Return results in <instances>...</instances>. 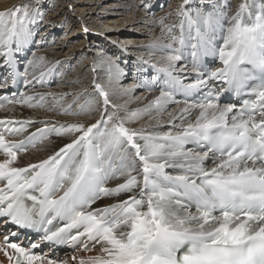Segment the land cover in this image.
I'll return each instance as SVG.
<instances>
[{
    "label": "snow or ice",
    "instance_id": "1",
    "mask_svg": "<svg viewBox=\"0 0 264 264\" xmlns=\"http://www.w3.org/2000/svg\"><path fill=\"white\" fill-rule=\"evenodd\" d=\"M44 3L0 11V91L10 93L0 95V108H45L50 97L48 111L84 119H0L7 264H264V0H242L234 11L231 0H180L178 24L166 23L171 13L153 17L167 42L147 46L155 59L133 62L130 86L128 72L101 50L108 86L94 78L96 96L83 103L84 92L19 89L46 86L61 64L22 55L45 40ZM141 7L148 12L151 0ZM113 80L118 90L110 92ZM138 89L159 94L134 110L113 99ZM226 94L252 98L237 108ZM145 117L147 126H131ZM38 123L44 127L29 132ZM52 134L68 140L19 166L22 153ZM65 247L97 254L61 259L56 249Z\"/></svg>",
    "mask_w": 264,
    "mask_h": 264
},
{
    "label": "bare ground",
    "instance_id": "2",
    "mask_svg": "<svg viewBox=\"0 0 264 264\" xmlns=\"http://www.w3.org/2000/svg\"><path fill=\"white\" fill-rule=\"evenodd\" d=\"M0 1H2L0 2V11H6L29 3V0H5L4 3L3 0ZM106 2L107 0H45L43 5V10L46 12L45 21L38 26L40 35L44 36L45 40L40 41L39 46H33V50L37 56H45L49 62L54 63L57 60L61 61V64L58 66L59 75L57 79L53 76L49 82L52 84V87H49L50 89L47 87L49 85L48 83L41 88L40 85H36L34 90H27L23 86L22 91H28V94L30 95L34 94L36 91L45 93L52 92L55 94L84 92V96L81 98V103H83L86 98H94L96 93L94 90H90V82L93 81L94 77L90 74L88 64L91 60H97L100 57L101 50L106 54L107 58L115 59L120 65V68L128 72L127 77L123 80V84L125 87L130 86L134 82L132 74L134 68L133 62L140 56H143L145 59H155L156 57L151 54L147 46L152 44L158 38L164 39V42H167L165 38L161 37L160 27L152 24L153 17L158 18L171 13L166 23H179V18L175 14V9L180 3V0H151L153 7L148 12H145V10L141 8V0H112L111 4L105 5ZM240 2H242V0H231L233 11ZM255 3L259 5L261 0H255ZM69 4L71 7H69ZM111 10L115 13L116 17L117 15L125 17L109 18L107 14L112 12ZM61 24L64 26L61 27ZM58 26L63 28L62 31H65V34L63 33L59 35V39L57 38L54 40V35L57 33L56 28ZM84 26H87L90 29V33L87 36H85L82 31ZM32 27L35 29L37 26L33 25ZM119 27L127 28L123 29V39L120 41L121 43L118 47L117 45H114L112 41H117L120 37L112 35V32L116 31ZM132 29H135V31L145 30V33L134 34L131 31ZM101 32L105 33L106 38L98 35V33ZM78 39L81 40V43L76 46L73 45L72 40L75 41ZM37 40H39V37H37ZM49 40L50 42H48ZM67 44L69 45L67 46ZM91 44L104 45L106 48L99 49L97 46H93L90 49ZM52 45L53 47L49 48L52 50L48 51L47 47ZM125 46H127V51H121ZM65 47H68L66 54L62 52ZM89 50L91 53L96 54V56L94 54L93 59L88 52ZM145 50L147 51L146 53ZM112 54L116 56L119 55V57L116 58L112 56ZM81 59H85L83 63ZM77 65L79 66L78 69ZM220 66L222 65L218 62L217 67ZM95 67L103 71L104 85L107 87L109 76L106 66L102 64L101 58L96 62ZM108 90H118L115 80H113L112 86L109 87ZM137 92L138 96H133L131 98L115 96L113 99L117 104L121 105H124L125 101H129L126 107L130 110H134L144 107L155 95L159 94L158 91H146L144 89H138ZM0 95H5V92L0 91ZM8 95H10V93H8ZM71 100L72 97L69 96L66 98L65 102L71 103ZM53 103L54 101L49 97L47 98L45 108H27L21 105H6L4 108H0V119H13L20 121L31 119L34 121L59 123L84 119V117L77 118L48 111L47 107ZM175 108L176 105H170L169 110L171 111ZM194 117L195 113L193 114V119ZM164 118L166 119L167 117L165 116ZM148 121L149 118L145 117L131 126H147ZM151 123L154 124L155 121L153 120ZM37 127L42 128L44 127V124L38 123L34 125L29 129V132L35 131ZM164 130L167 131L168 128L165 127ZM15 138L23 139V136ZM67 140V137H57L52 134L48 140L39 143L35 148L30 147L27 152L22 153L18 161L19 166L24 167L30 163H38L40 160L46 159L54 150H58L59 147H62ZM207 165L209 167L211 166V160L207 162ZM109 202L110 201L108 200L104 201V203ZM46 253L50 255L51 251L46 250ZM56 254L59 255L61 259H66L70 258L73 254L89 256L97 253L95 250L92 252L80 253H73V250H58L56 251Z\"/></svg>",
    "mask_w": 264,
    "mask_h": 264
},
{
    "label": "rangeland",
    "instance_id": "3",
    "mask_svg": "<svg viewBox=\"0 0 264 264\" xmlns=\"http://www.w3.org/2000/svg\"><path fill=\"white\" fill-rule=\"evenodd\" d=\"M4 1L5 0H3V3H4ZM0 2H2V1H0ZM112 3V0H107V2H106V4L105 5H108V4H111ZM142 8V7H141ZM112 11V10H111ZM115 11V10H114ZM98 12H99V10H98ZM126 12V11H125ZM154 12H155V10H154ZM127 13V12H126ZM106 15V14H105ZM101 16H104V15H101ZM107 16H109V18L110 17H114V18H123V17H125V16H119V15H117V17H116V15H115V13L112 11V12H109V14H107ZM125 26V25H124ZM127 28V27H126ZM126 28H122V27H119V28H117V30L116 31H114V32H112V35H115L116 37H120L116 42H117V44L119 45L121 42V40L123 39V34H124V31H123V29H126ZM63 30V28H60L59 26L56 28V31H57V33L54 35V40L55 39H57L58 37H59V35H61V34H65V31H62ZM119 30V31H118ZM132 31V33H134V34H144L145 33V30H138V31H135V29H132L131 30ZM127 34V33H126ZM82 36V35H81ZM81 36H80V38H81ZM59 39V38H58ZM53 40V39H52ZM57 41V40H56ZM48 42H50V40L48 41ZM54 42V41H53ZM52 42V43H53ZM79 43H81V40L80 39H78V40H72V44L73 45H77V44H79ZM48 44H50V43H48ZM69 44H67V46H68ZM36 45H34V47H35ZM93 46H97L99 49L100 48H106L104 45H95V44H91V47H90V49L93 47ZM53 47V45L52 46H48L47 48H48V51H50V50H52V49H49V48H52ZM46 48V49H47ZM68 47H65L64 48V51H62L64 54H66V51H68V49H67ZM89 48V47H88ZM34 49V48H33ZM31 50V53L32 52H34V50ZM66 49V50H65ZM89 52V54L92 56V59H93V57H94V54L95 53H91L90 52V50L88 51ZM147 51L145 50V53H146ZM31 53L28 55V58H30L31 57ZM147 55V54H146ZM95 56H96V54H95ZM112 56H114V57H116V58H118L119 57V55L118 56H116V55H114V54H112ZM100 59V57L97 59V60H91L90 61V63L88 64V69L90 70V74L94 77V78H96V79H98L99 80V82L100 83H102L103 85H104V79H103V71L102 70H100V69H97L96 67V71L95 72H93V67L95 66V64H96V62L98 61ZM84 60L85 59H81V61H82V63L84 62ZM78 65H80V64H78ZM77 65V69H78V66ZM58 75H59V71H58V74H56L55 75V79H57L58 78ZM83 81V80H82ZM81 83V82H80ZM48 87V89H50L49 87H52V84L51 83H49V85L47 86ZM55 87V86H54ZM40 88H41V86H40ZM56 88V87H55ZM53 90H55V89H53ZM90 90H94L93 89V84H92V81L90 82ZM110 92H112V90H110ZM133 96H138V92L136 91V93L133 95Z\"/></svg>",
    "mask_w": 264,
    "mask_h": 264
}]
</instances>
